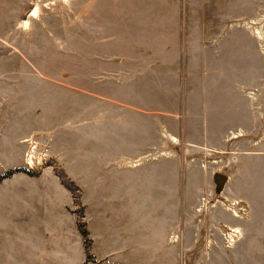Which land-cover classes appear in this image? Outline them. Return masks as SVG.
I'll list each match as a JSON object with an SVG mask.
<instances>
[{
	"label": "crops",
	"instance_id": "0c3cea01",
	"mask_svg": "<svg viewBox=\"0 0 264 264\" xmlns=\"http://www.w3.org/2000/svg\"><path fill=\"white\" fill-rule=\"evenodd\" d=\"M261 7V0H184L126 7L116 22L95 23L93 73L84 79L81 63L78 88L77 182L93 241L90 264H176L185 206L200 211V192L213 188L206 163L184 172L185 152L215 157L236 150L239 186L263 208V113L260 94L250 89L263 77V39L255 30ZM114 45L122 50L108 49ZM54 186L27 184L22 196L17 192L21 201L13 196L19 211L9 212L14 219L29 215L48 248L66 237L51 218L64 219L67 206ZM21 250L11 261L30 264ZM3 257L0 264L10 261Z\"/></svg>",
	"mask_w": 264,
	"mask_h": 264
},
{
	"label": "rangeland",
	"instance_id": "374dc122",
	"mask_svg": "<svg viewBox=\"0 0 264 264\" xmlns=\"http://www.w3.org/2000/svg\"><path fill=\"white\" fill-rule=\"evenodd\" d=\"M261 2L257 26L262 31L259 27L255 30L263 33L264 55V0ZM148 4L177 7L184 6V0H0V252L4 253L2 259L10 256L4 264H18L11 261L17 249L29 257L30 264H84L81 241L86 247L87 264L94 262L83 191L77 182L79 71L82 63L84 79L85 73H93L90 57L98 50L96 22L99 27L102 23L111 24L126 7ZM35 7L39 12L34 17L31 13ZM24 21L29 22L28 27L23 25ZM108 49L122 50L116 45ZM262 73V80L250 89H256L261 97L257 104L262 107L264 138V58ZM254 132L252 137L260 133ZM233 151L236 150L230 148L212 158L207 152L184 153V172L202 163L212 167L207 169V176L213 188L208 190L206 186L200 192V211L193 210L188 203L185 206L187 215L177 236L181 249L176 264H264V202L260 209L257 199L244 196L236 174L238 154ZM215 171L230 175L225 189L219 186ZM56 182L62 183V187ZM37 183L55 184L52 193L67 204L64 219L55 220L51 215L58 229L66 233V237L60 238L63 244H56L57 239H53L52 248L38 240L39 231L35 230V222L31 224L29 215L14 219L9 213L12 208L19 211L15 205L21 201L25 186L35 190ZM239 195L245 201L244 205L241 203L243 207H239ZM229 204L246 219L235 216L227 208ZM226 224L239 226L242 235L233 240ZM41 253L45 256L43 261Z\"/></svg>",
	"mask_w": 264,
	"mask_h": 264
},
{
	"label": "bare ground",
	"instance_id": "6f19581e",
	"mask_svg": "<svg viewBox=\"0 0 264 264\" xmlns=\"http://www.w3.org/2000/svg\"><path fill=\"white\" fill-rule=\"evenodd\" d=\"M38 12H39V10H38V8L37 7H35L33 10H32V13H31V15H33L34 17L35 16H38ZM28 24H29V22L28 21H24L23 22V25L25 26V27H28ZM259 29V28H258ZM260 30V29H259ZM259 30H257L256 31V33L258 34V36L259 37H262L261 36V33L259 32ZM261 31V30H260ZM263 34V33H262ZM243 130H240V132H238V133H235V132H233V136L234 137H237V136H240L243 132H242ZM236 205L238 204V201H235L234 202ZM234 206V205H233ZM232 205H230L229 204V207H227L229 210H232L233 212H234V215L235 216H239V217H241L239 214H238V211L233 207ZM242 218V217H241ZM227 228H228V230H229V236L234 240V237L235 236H241L242 235V233H241V228L239 227V226H231V225H225Z\"/></svg>",
	"mask_w": 264,
	"mask_h": 264
},
{
	"label": "water",
	"instance_id": "95a60500",
	"mask_svg": "<svg viewBox=\"0 0 264 264\" xmlns=\"http://www.w3.org/2000/svg\"><path fill=\"white\" fill-rule=\"evenodd\" d=\"M216 180L219 182L220 187L224 186V184L226 183L228 177L225 174L222 173H217L215 175Z\"/></svg>",
	"mask_w": 264,
	"mask_h": 264
},
{
	"label": "flooded vegetation",
	"instance_id": "af4514ba",
	"mask_svg": "<svg viewBox=\"0 0 264 264\" xmlns=\"http://www.w3.org/2000/svg\"><path fill=\"white\" fill-rule=\"evenodd\" d=\"M219 183V182H218Z\"/></svg>",
	"mask_w": 264,
	"mask_h": 264
}]
</instances>
